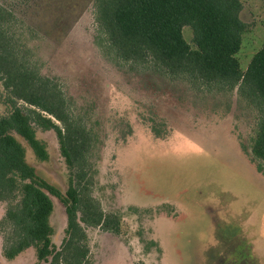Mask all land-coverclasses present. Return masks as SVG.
Wrapping results in <instances>:
<instances>
[{"label": "rangeland", "instance_id": "obj_1", "mask_svg": "<svg viewBox=\"0 0 264 264\" xmlns=\"http://www.w3.org/2000/svg\"><path fill=\"white\" fill-rule=\"evenodd\" d=\"M239 1L236 58L245 71L264 43V0ZM97 2L0 0L18 61L59 84L70 118L88 134L91 197L120 220L118 234L85 227L92 264H264V163L251 154L259 109L239 86L119 59L96 22ZM183 37L193 46L190 27ZM34 130L43 160L13 135L36 176L64 195L69 171L56 134ZM50 199L59 248L67 218L62 202ZM5 209L0 203V221ZM1 248L0 233V264H46L33 248L13 260Z\"/></svg>", "mask_w": 264, "mask_h": 264}, {"label": "trees", "instance_id": "obj_2", "mask_svg": "<svg viewBox=\"0 0 264 264\" xmlns=\"http://www.w3.org/2000/svg\"><path fill=\"white\" fill-rule=\"evenodd\" d=\"M241 9L239 0H98L96 22L119 59L153 63L170 75L206 85L239 86L260 112L251 154L264 163V43L242 71L236 58L244 32L238 21ZM7 16L0 10V81L8 107L0 116V203L6 205L0 221L2 255L13 260L33 248L46 264H92L85 227L118 234L120 220L104 214L91 197L93 171L84 157L88 134L70 118L59 84L18 61ZM184 27L192 30L193 46L183 37ZM34 125L56 134L69 171L64 195L36 176L13 135L43 160ZM50 195L62 202L67 218L59 248L52 242Z\"/></svg>", "mask_w": 264, "mask_h": 264}]
</instances>
